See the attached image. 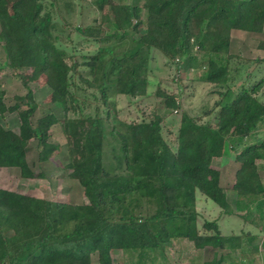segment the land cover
Masks as SVG:
<instances>
[{
    "label": "trees",
    "instance_id": "1",
    "mask_svg": "<svg viewBox=\"0 0 264 264\" xmlns=\"http://www.w3.org/2000/svg\"><path fill=\"white\" fill-rule=\"evenodd\" d=\"M101 2L106 4L105 0ZM141 7L146 14L144 19L135 4L110 6V14L104 19L107 26L75 30L83 38L98 35L96 39L91 37L97 43L115 38L132 44L119 61H104L105 50L99 47L90 65L93 81L98 83L85 80V85L98 92L103 102L110 86H115L118 94L137 96L144 93L146 81L142 73L150 49L158 50L174 64L193 59L196 52L207 62L203 80L218 90L219 100L213 107L219 108L217 123L198 124L183 115L177 136L170 141L163 138L158 115L148 121L123 124L126 135L117 136L116 157L126 173L109 175L112 169L107 171L103 165L104 119L98 117V112L93 118L77 120L64 116L57 119L49 113L33 126L37 105L28 90L26 109L18 115L17 132L0 124V169L16 168L23 177H31L25 161L26 143L37 138L38 161H47L57 149L47 142L48 131L59 124L69 157L81 155V160L69 167L87 202L63 204L0 188V264H15L16 258H23L22 264H90L94 253L98 264H111L113 251H140L142 257L146 251L164 250L172 240H188L197 249L240 248L239 237L221 236L214 223L204 224L215 232L214 236H203L195 228L196 191L225 214H231L220 185V172L210 166L211 160L222 157L226 149L235 154L239 163L233 184L237 208L243 205L249 212L251 205L256 204L255 211L263 217L264 180L259 178L257 160L263 159L260 150L264 141L257 145L255 136L264 131V104L254 97L255 85L250 92L241 89L233 93L226 86L228 67L216 58L223 55L227 61L231 59L228 46L232 30L262 33L264 0H143ZM42 12L38 0H17L10 8L6 0H0V44L7 68L39 70L47 75L51 93L46 102L66 113L67 104L76 102L68 79L75 66H68L63 52L54 45L50 35L54 26L50 16ZM193 20L201 25L195 34L191 31ZM139 25H144L145 32L137 39ZM158 94L168 109H178L171 96ZM3 97L0 85V116L17 110L16 106L7 107ZM109 134L113 136L112 132ZM134 193L154 199V215L132 212L133 205L139 206L138 199L131 200ZM5 229L12 232V239L5 235Z\"/></svg>",
    "mask_w": 264,
    "mask_h": 264
},
{
    "label": "rangeland",
    "instance_id": "2",
    "mask_svg": "<svg viewBox=\"0 0 264 264\" xmlns=\"http://www.w3.org/2000/svg\"><path fill=\"white\" fill-rule=\"evenodd\" d=\"M6 1L10 8L17 0ZM105 1L106 4H103L101 0H54L53 2L52 0H38L43 8L42 13H47L50 16L51 25L54 26L50 31L51 40L63 52L67 65L75 66V70L69 71L68 79L71 94L76 102L67 104L68 110L66 113H63L55 105L46 102V98L51 93L46 84L47 75L39 72V70L13 71L7 68L5 54L0 44V85L4 91L3 101L7 107H17L15 112H8L0 116V124L5 129L17 132L18 115L26 109L24 104L26 103L25 96L28 90L32 92V97L37 105V109L32 116L33 126H36L38 119L49 113L54 114L57 119H63L64 116L67 119L77 120L85 117L93 118L97 111L98 117L104 119L103 165L107 171L112 169L109 175H123L126 173L125 166L120 165L116 157L119 153L117 136L126 135L123 124L148 121L154 115H158L162 119L163 138L170 141V139L176 138L183 115L189 116L198 124L215 125L218 121L219 108L213 107L219 100V95L214 86L203 80L207 62L200 57V54L195 52L193 59L185 58L178 64H174L169 62L158 50L150 49L149 59L142 73L146 81L144 93L137 96L118 94L113 85L114 87L110 86L107 90L106 100L103 102L98 92L91 87H87L84 83L85 80L95 84L98 83L97 80L93 81L94 76L90 68L93 63L92 57L96 55L100 47L105 50L102 53L104 61H108L109 58L119 61L122 54L131 48V41L127 39L116 41L115 38H112L108 42L101 41L97 43L93 38L96 39L98 35L91 36L93 38H83L75 30L77 28L97 30L99 27L107 26L104 19L110 14V6L135 4L140 9V18L144 19L146 15L141 7L143 0ZM103 29L106 34H109L106 28ZM200 29L201 25L198 20H193L191 22L192 33L195 34ZM144 32V25L137 26L135 38L138 39ZM229 55L231 56L229 61L223 55L216 58V61H220L221 64L228 67L227 78L229 80L226 86L233 93H238L241 89L250 92L255 85L254 97L264 104V24L263 31L260 34L232 30L228 46ZM113 76L115 77V75ZM259 81H262L260 85ZM223 88L226 89V87ZM158 93L171 96L178 109L173 111L168 109L164 104L165 99ZM110 132L113 133V136L109 134ZM83 139L84 135H81V140ZM263 139L264 133H258L255 136V143L259 145V141ZM47 142L57 147V149L52 151L48 156V160L42 163L38 161L40 150L38 139L31 138L25 146V161L32 176L23 177L19 169L16 168L0 169V188L45 201L71 205L85 204L87 200L83 195V190L69 167L72 162L81 160V155L78 156L80 153L73 158L69 157L66 148L67 141L59 124L51 126L48 131ZM260 152L264 153V148ZM235 162V154L226 149L222 157L211 160L210 166L212 169L220 171V181L226 201L233 208L235 207V210L239 211L240 209L235 206L238 202L237 195L234 191L226 189L231 183L230 179L233 178V173L235 174L237 171L238 164ZM132 199H138L139 203L138 208L135 205L131 207L134 214L150 216L157 211V204L153 198H147L141 193H134L131 196ZM195 200L197 201L195 228L199 234L203 236L215 235L213 230L204 227L205 223H214L218 228L219 225H222L220 228L224 233H232L234 230L254 231L238 218L240 213L236 212L234 214L237 218L227 220L224 210L207 201L199 191L195 192ZM255 206L256 204L251 205V212L255 210ZM242 207L243 205H241ZM4 231L5 235L11 237V239L13 238L12 232L6 229ZM253 242L255 244L250 243L243 250L241 248V254L237 253L239 258L241 256L245 257L242 264H258L256 259L259 260V264H264V232L258 234ZM171 243L162 251L159 249L146 251L142 257H139L141 255L140 251L127 253L113 251L111 252V264H149V262H153L152 264L164 262H167V264H204L205 261H217L218 258L222 262L223 255L226 253V251L213 250L214 248L209 246L199 250L188 240H172ZM244 244H246V241ZM254 246L256 250L252 249ZM205 248H211L212 250L208 252ZM13 252L14 249L11 248L10 253L13 254ZM255 252L256 257L252 255ZM26 253L24 251V257ZM237 256H231L236 259L233 264H239ZM22 259L16 258L14 263L22 264ZM225 262L224 264H228ZM90 264H98L96 253L91 254Z\"/></svg>",
    "mask_w": 264,
    "mask_h": 264
},
{
    "label": "crops",
    "instance_id": "3",
    "mask_svg": "<svg viewBox=\"0 0 264 264\" xmlns=\"http://www.w3.org/2000/svg\"><path fill=\"white\" fill-rule=\"evenodd\" d=\"M264 133V131H262V132H259V134H263ZM260 139V138H259ZM264 140V139H263ZM263 140H261V141H259V144L260 143H262V141ZM261 154H263V159H260V160H257V163H258V175H259V178H261V179H263L264 180V153H261ZM45 162V161H44ZM43 163V162H42ZM236 163V162H235ZM238 164V167H236V170H238V168H239V163H237ZM9 169H14V168H9ZM216 170V169H215ZM220 172V171H219ZM236 174V173H235ZM234 173H233V178L232 179H230L231 180V183H230V185H228V187H226V189H229L230 191H234L233 190V184H234V182H235V175ZM220 178H221V173H220ZM220 185H221V181H220ZM222 187V186H221ZM201 194V193H200ZM202 195V194H201ZM203 196V195H202ZM203 197H205V196H203ZM206 198V197H205ZM207 199V198H206ZM207 201H210L209 199H207ZM196 202V207L195 208H197V201H195ZM211 202V201H210ZM212 204H214L213 202H211ZM228 203V202H227ZM229 204V203H228ZM215 205V204H214ZM236 205H237V203H236ZM235 205V206H236ZM215 206H217V205H215ZM229 206H230V209H231V214H225L226 215V218H228L227 220H229V219H232V218H237V217H235V213L237 212V213H240V216L238 215V218L240 219V220H242V221H244V224L245 225H248L249 227H251L254 231L253 232H243V231H239V230H234L232 233H224V231H222L221 230V228L220 227H222V225H219L220 227L218 228L219 230V234L221 235V236H223V237H229V236H236V237H239L241 240V247L240 248H238V249H236V250H234V251H232L231 253H228V252H230V250H227V249H225V250H220V251H226V253H224V255H223V260H222V262H221V264H224V262L225 261H228V262H225V263H228V264H233V262H236V259H233V257H231L232 255H236L237 256V253H239V254H241V252H242V250H243V248H245L246 247V245L248 246V244H249V242L250 243H252V244H255L253 241L254 240H256V236L258 235V234H260V233H262V232H264V215H263V217H260V213L259 214H257V212L254 210V211H252L251 212V208H250V211L249 212H246V210L244 209V208H240V210L239 211H237V210H235V207L233 208L230 204H229ZM218 207V206H217ZM242 212H244L245 214L243 215V213ZM261 212L264 214V200H263V209L261 210ZM242 215V216H241ZM226 221V220H225ZM241 226V225H240ZM242 227V226H241ZM241 227H239V228H241ZM251 230V229H250ZM246 241V244H244V242ZM264 243V242H263ZM256 245H258V244H256ZM255 245V246H256ZM243 246V247H242ZM253 246V245H252ZM254 246V247H255ZM241 248H242V250H241ZM206 250H208V252L210 251V250H212L211 248H205ZM240 249V250H239ZM200 250V249H199ZM213 250H219V249H213ZM205 251V250H204ZM207 252V251H206ZM244 256H245V254H243ZM252 255H255V257L257 256V254H256V252L255 253H252ZM237 259L239 260V263L240 264H242V262H244L245 261V257L243 258L242 256L239 258V256H237ZM218 260H219V258H218ZM256 261H257V263L259 264V260L258 259H256ZM206 262V261H205ZM205 262H203V263H205Z\"/></svg>",
    "mask_w": 264,
    "mask_h": 264
}]
</instances>
